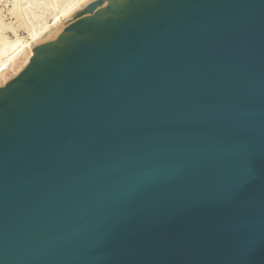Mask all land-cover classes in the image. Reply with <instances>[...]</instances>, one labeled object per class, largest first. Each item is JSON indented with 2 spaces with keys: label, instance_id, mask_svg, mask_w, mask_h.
Returning <instances> with one entry per match:
<instances>
[{
  "label": "water",
  "instance_id": "95a60500",
  "mask_svg": "<svg viewBox=\"0 0 264 264\" xmlns=\"http://www.w3.org/2000/svg\"><path fill=\"white\" fill-rule=\"evenodd\" d=\"M0 264H264V0H96L37 46Z\"/></svg>",
  "mask_w": 264,
  "mask_h": 264
},
{
  "label": "bare ground",
  "instance_id": "6f19581e",
  "mask_svg": "<svg viewBox=\"0 0 264 264\" xmlns=\"http://www.w3.org/2000/svg\"><path fill=\"white\" fill-rule=\"evenodd\" d=\"M94 1L14 0L9 12L16 21L0 17V81L6 84L11 70L19 74L35 56L37 46L48 43L68 19ZM20 29L27 35H21Z\"/></svg>",
  "mask_w": 264,
  "mask_h": 264
},
{
  "label": "rangeland",
  "instance_id": "374dc122",
  "mask_svg": "<svg viewBox=\"0 0 264 264\" xmlns=\"http://www.w3.org/2000/svg\"><path fill=\"white\" fill-rule=\"evenodd\" d=\"M13 2H14V0H0V15H1L0 17L3 18L6 22H14V21H16V18L13 17L12 14H10V12H9V9L12 8ZM82 11H84V9L78 11L74 16H72L70 19H68L65 23L67 24L70 20L75 18ZM19 33L21 35H27L25 29H20ZM13 72H14L13 70L8 72V74H7L8 82L18 75L17 74L15 76V73H13ZM3 81L4 80L0 81V88L5 86V83L3 84Z\"/></svg>",
  "mask_w": 264,
  "mask_h": 264
}]
</instances>
